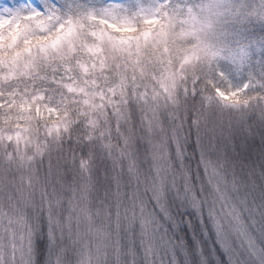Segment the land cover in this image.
<instances>
[{"label": "snow or ice", "instance_id": "snow-or-ice-1", "mask_svg": "<svg viewBox=\"0 0 264 264\" xmlns=\"http://www.w3.org/2000/svg\"><path fill=\"white\" fill-rule=\"evenodd\" d=\"M0 264H264V0H0Z\"/></svg>", "mask_w": 264, "mask_h": 264}]
</instances>
